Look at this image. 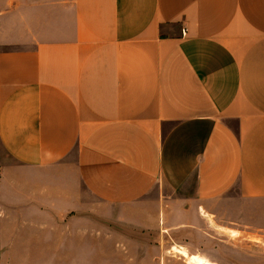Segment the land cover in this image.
I'll use <instances>...</instances> for the list:
<instances>
[{
	"label": "crops",
	"instance_id": "obj_1",
	"mask_svg": "<svg viewBox=\"0 0 264 264\" xmlns=\"http://www.w3.org/2000/svg\"><path fill=\"white\" fill-rule=\"evenodd\" d=\"M214 226L264 234V0H0V264H219Z\"/></svg>",
	"mask_w": 264,
	"mask_h": 264
},
{
	"label": "rangeland",
	"instance_id": "obj_2",
	"mask_svg": "<svg viewBox=\"0 0 264 264\" xmlns=\"http://www.w3.org/2000/svg\"><path fill=\"white\" fill-rule=\"evenodd\" d=\"M93 211H98L100 208L93 204ZM112 213H116L112 209H107ZM82 216L86 217H100L96 213H83ZM101 223V222H100ZM100 228H102L100 226ZM212 234L215 237L214 243L211 248L218 254L220 251L225 252V256L219 258V264H264V234L263 233H243L235 232V236L231 231H223L214 226ZM182 236V235H179ZM179 236L174 240H179ZM184 239V238H183ZM177 240V242H178ZM188 240V238H186ZM189 241V240H188ZM172 242V241H171ZM174 244V242H172ZM122 248V247H121ZM205 258V257H204ZM207 259V258H206ZM210 261L209 259H207ZM211 262V261H210ZM212 264H217L211 262Z\"/></svg>",
	"mask_w": 264,
	"mask_h": 264
},
{
	"label": "bare ground",
	"instance_id": "obj_3",
	"mask_svg": "<svg viewBox=\"0 0 264 264\" xmlns=\"http://www.w3.org/2000/svg\"><path fill=\"white\" fill-rule=\"evenodd\" d=\"M234 233L235 232H233V235L235 236L236 234ZM172 250L175 253L182 255L186 259L187 264H212L204 257H200L198 255H190L186 248L174 246Z\"/></svg>",
	"mask_w": 264,
	"mask_h": 264
}]
</instances>
